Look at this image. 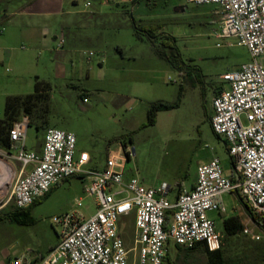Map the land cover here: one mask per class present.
<instances>
[{"label": "rangeland", "instance_id": "rangeland-1", "mask_svg": "<svg viewBox=\"0 0 264 264\" xmlns=\"http://www.w3.org/2000/svg\"><path fill=\"white\" fill-rule=\"evenodd\" d=\"M77 1L73 6L72 0H59L56 7L87 15L77 19L78 27L63 29L74 19L57 16L46 25L26 27L20 9L27 0H0L13 13L12 22L0 26L1 115L9 96L32 95L37 82L48 93L45 116L37 111L20 118L28 123L26 150L40 151L48 128L64 130L76 137V158L81 152L90 155L91 163L83 170L97 171L109 154L125 145L126 178H137L145 187L168 188L171 202L178 184L191 186L197 181L198 167L214 157L221 161L224 175L232 177L226 143L213 131L210 117L216 95L229 89L222 76L239 70L252 57L236 39L216 38L221 31L219 7L187 0ZM142 30L156 37L151 39ZM259 61L264 64L263 57ZM160 101L179 102V106L157 111L155 124H150L151 104ZM33 117L35 123L44 117V127L30 123ZM242 120L246 124L244 116ZM17 152L0 148V160L13 170L9 182L21 168ZM90 184L91 177L76 174L53 186L28 210L33 224L22 225L9 217L0 221V264L19 258L30 262L35 255L49 253L62 230L53 222L55 217L75 211L85 217L94 214V199L85 191ZM223 203V212L209 216L223 243L225 263L264 264V229L251 220L236 192L224 194ZM15 207L9 204L0 212ZM233 216L262 240L244 232L228 234L224 221ZM119 226L126 247L132 249L134 214L122 218ZM168 247L171 263L166 264H209L203 248L179 249L172 241ZM40 263L41 259L32 264Z\"/></svg>", "mask_w": 264, "mask_h": 264}, {"label": "built area", "instance_id": "built-area-1", "mask_svg": "<svg viewBox=\"0 0 264 264\" xmlns=\"http://www.w3.org/2000/svg\"><path fill=\"white\" fill-rule=\"evenodd\" d=\"M187 3L218 6L221 31L216 38L236 39L252 57L239 70L222 76L229 89L222 90L213 100L211 126L227 142L235 180L224 175L221 161L214 157L198 167L194 187L183 188L176 201L171 202L167 198L168 188L145 187L137 178H126L129 151L124 146L122 151L108 155L103 169L85 171L83 167L91 158L87 152L76 158L73 133L48 128L42 150L27 151L24 143L28 123L17 122L10 140L12 149L18 150L16 159L21 168L0 194V208L11 203L27 208L73 175L91 177L85 191L94 199L96 212L90 217L77 211L55 217L53 222L62 227L60 241L40 264H166L171 241L187 249L201 244L211 252L218 251L222 241L209 213L225 210L226 193L240 195L264 222V64L259 61L264 58V0ZM64 44L62 35L59 45ZM93 55L89 53L88 59ZM1 179L0 183L6 181ZM78 206H82L81 201ZM132 214L134 247L128 249L119 224ZM244 233L252 235L255 241L262 240L247 226ZM10 264L31 263L19 258Z\"/></svg>", "mask_w": 264, "mask_h": 264}, {"label": "trees", "instance_id": "trees-1", "mask_svg": "<svg viewBox=\"0 0 264 264\" xmlns=\"http://www.w3.org/2000/svg\"><path fill=\"white\" fill-rule=\"evenodd\" d=\"M133 24L136 27L134 20H133ZM142 31L148 33L149 36H152L151 39H154L156 37V36H153L152 34H150L147 30H142ZM160 56L164 58V55L161 53H160ZM47 86H48V84H47ZM178 106H179V102L166 103V102L160 101V102H156V103L151 104L150 111H149V115H150L149 123L155 124V114L157 111L171 110V109L177 108ZM37 111L39 113H41L43 111V116H45L46 113L48 112V93L43 91L42 83H40V82H37L36 92L32 95L9 96L7 98L4 111H3L2 115H0V148L1 149L11 150L13 148V143L10 140V132L14 128L15 124L17 122H20L21 116L22 115H29L31 117V115L33 116L34 112H37ZM39 116L42 118V114H40ZM41 118L37 119L39 123H37V122L35 123L36 119H34V117H33L30 119V123L34 122L35 124H37V129H41L44 127V117H43V119H41ZM210 120H211V117H210ZM217 136H219V135H217ZM219 137H221V136H219ZM225 143L227 146V150H229L226 141H225ZM43 144H44V142L42 143V145ZM123 146H124V148H126L125 145H123ZM232 164L234 167L233 161H232ZM234 169H235V167H234ZM230 178L232 180H235L236 175L234 174V172H233L232 177H230ZM60 183H58L57 186ZM180 186H181V184H180ZM182 189L183 188H180V191ZM50 191H49V193H50ZM38 201H40V199L37 200L36 202H38ZM35 203H33L31 206H29L27 208L15 207V209L13 211L0 212V221L4 220L6 217H9V218H12L15 222L22 224V225L33 224L34 223L33 219L30 216H28L29 214L27 215V213H28V210ZM244 203H245V210H246L247 214L249 215V217L251 218V220L258 227L264 229L263 219L261 217L256 216L253 213L250 206L246 202H244ZM11 205H13V203H11ZM170 216L168 219H170ZM224 226H225L226 232L230 235H235L239 232H241V233L244 232V224L242 223V220L238 216H233V217L226 219L224 221ZM222 245H223V243H222ZM176 246L179 249H183V247H181L177 244H176ZM200 248H203L205 253L207 254L208 259H209V264H226L224 257H223L222 247L218 251L211 252L207 248L202 246L201 244H198L193 248H188V249L185 248V250L196 251ZM167 261L171 263L170 251L168 253Z\"/></svg>", "mask_w": 264, "mask_h": 264}, {"label": "crops", "instance_id": "crops-1", "mask_svg": "<svg viewBox=\"0 0 264 264\" xmlns=\"http://www.w3.org/2000/svg\"><path fill=\"white\" fill-rule=\"evenodd\" d=\"M58 2H59V0H27V2H25L26 4H24L22 6V8L20 9V11H21L20 16L24 17V21L22 23H24L26 27H32V26L36 27V26H40V24L46 25V23L52 17L63 16L65 18L67 16L69 19L70 18L74 19L72 21L66 22L65 25L63 26V29H68L69 27L73 28V26H77V27L79 26V25H77L79 23L77 21V19H79V20L81 18L86 19L85 17L87 15H84L86 13L85 11H82V12L81 11L77 12V11H73V10L67 11V10H65V8L61 7V5H60V7H56L58 5ZM72 4H73V6H77L78 1L72 0ZM12 15H13V13H10L8 10V5H3V3H1L0 4V26H3L5 24H9L10 22H12V19H11ZM3 29L5 30L4 27L2 28V30ZM62 35L63 34H61V36ZM212 114H213V105H212ZM211 117H212V115H211ZM41 150H42V147H41ZM90 163H91V161L89 162V164ZM104 166L102 168H100L99 170L103 169ZM195 183L196 182H194L191 186H188V187L184 186L183 184H181V186H180V184H178V190H177L174 201H176L177 196L180 193V188L191 189L192 187H194ZM169 192H170V190L168 191V194H169ZM168 194H167V197H168ZM242 223L244 224L243 221H242ZM59 241H60V238H59L58 242L54 246H52L49 250L51 251L53 248H55L56 245L59 243ZM50 251H48V252H50ZM46 255H44V256L35 255L29 263L32 264V263L36 262V260H40V259L42 260Z\"/></svg>", "mask_w": 264, "mask_h": 264}, {"label": "bare ground", "instance_id": "bare-ground-1", "mask_svg": "<svg viewBox=\"0 0 264 264\" xmlns=\"http://www.w3.org/2000/svg\"><path fill=\"white\" fill-rule=\"evenodd\" d=\"M12 175L13 174H12L10 167L7 164H5L4 162L0 161V178L6 180L5 182L0 183V194L4 191V188H6L8 186ZM5 176H7V178H5Z\"/></svg>", "mask_w": 264, "mask_h": 264}]
</instances>
